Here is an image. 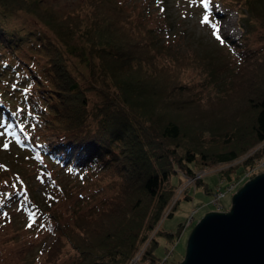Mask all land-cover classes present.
<instances>
[{
  "label": "trees",
  "instance_id": "trees-1",
  "mask_svg": "<svg viewBox=\"0 0 264 264\" xmlns=\"http://www.w3.org/2000/svg\"><path fill=\"white\" fill-rule=\"evenodd\" d=\"M232 1L247 24L237 38H222L235 54V61L223 67L204 51V55L198 53L201 58L180 63L173 70L177 55L159 54L169 44L161 40L157 28L149 24L147 14L137 5L122 0H87L90 9L84 17L65 16L61 22L51 18L54 16L46 9L39 15L38 0H0V136L12 137L16 148L38 160L45 158L62 171L91 174L93 179L88 184L97 190L107 184L113 191L89 213L81 215L73 210L70 223L57 220L53 228L48 227L51 237L43 264H60L58 260L67 246L76 254L68 264H125L159 223L181 180L179 175L178 183L173 184L172 174L192 173L199 155L212 163L231 161L245 152V142L250 140L240 137L239 145V139L226 132V147L221 151L208 153L204 147L191 145L180 153L176 145L182 137V127L178 119L163 116L169 108L165 101H172L174 87L197 92L196 84L179 77L188 66L200 69L197 72L204 77L201 81L214 88V100L234 105L245 96L244 90L236 94L233 84L244 72L247 77L254 71L251 65L258 67V60L264 55V0ZM105 7L115 16L105 15L101 11ZM7 11L32 14L52 34L11 23L5 18ZM255 17L261 18L263 28L261 43L256 46L246 35L251 28L249 19ZM168 68L173 71L166 75L174 77L163 92L155 85L156 73L161 76ZM258 76L264 87V72ZM158 92L162 93L160 100L151 99ZM255 92L252 103L257 114L251 133L254 142H260L264 90ZM92 93L97 102L90 106ZM157 115L165 118L162 123L152 121ZM260 154L245 158L241 168L249 166ZM9 168L10 165L0 166V179L6 178ZM241 170L236 175L228 176L226 171L221 176L228 180L239 178ZM35 200L41 211L55 217L48 199L36 195ZM149 202L153 205L143 222L133 221L126 228L120 223L126 231L124 235L131 233L129 238L122 235L118 243L109 241V230L100 226L106 222L107 214L117 216L118 211L126 215L130 208L140 213L139 207ZM100 217L104 219L95 225ZM160 233L174 242L175 233L162 231L158 226L143 259H160L153 251L155 237Z\"/></svg>",
  "mask_w": 264,
  "mask_h": 264
},
{
  "label": "rangeland",
  "instance_id": "rangeland-1",
  "mask_svg": "<svg viewBox=\"0 0 264 264\" xmlns=\"http://www.w3.org/2000/svg\"><path fill=\"white\" fill-rule=\"evenodd\" d=\"M12 1L23 2V0H7L8 3ZM122 1L137 5L145 11L149 24L156 27L161 40L169 44L168 50L162 48L159 54L166 57L167 54L173 53L178 57L177 64L172 67L173 70L178 68L180 63L183 65L191 59L201 58L198 53L202 52L201 54L204 55V51H206L205 55L210 53L214 61L219 62L223 67L235 61V54L222 40L223 37L237 38L242 34L241 28L247 25L244 24L245 18H240L238 14L240 10L234 1ZM45 9L54 16L51 18L62 20L65 16L84 17L90 8L87 7V0H38L36 12L43 15ZM106 9L102 8L101 11L110 18L115 16L113 11H108L109 8L106 11ZM5 18L17 26L43 30L52 34L35 19L36 17L25 11L16 13L7 11ZM249 20L251 28L246 35L249 36V42L256 46L261 43L262 21L260 17ZM251 67L255 70L247 77L244 72L233 84L236 94L243 90L246 92L245 96L234 105L213 99L214 88L210 87V84L206 86V83L201 81L204 77L199 76L198 67L194 69L188 66L182 74L183 78L179 76L181 81L196 84L197 89V92H192L191 89L190 91L180 86L174 87L172 101H165L169 108L164 110L163 116L178 119L182 127V137L176 145L180 153L183 152V147H191V145L204 147L203 150L208 153L221 151L226 147L224 142L226 132L239 139V145H241L240 137L246 141L250 140L253 144L245 142V152H240L231 161L208 163L203 156L199 155L195 164L192 165L194 168L192 173L179 171L172 174L173 184L178 183L179 175L181 180L175 186L172 196L163 209L159 223L150 231L146 240L137 246L125 264L140 262L142 264H178L184 256L186 239L196 221L207 211L227 210L236 190L246 180L264 171V107L260 116V142H254L251 133L253 118L257 114L252 94L256 93L255 91L264 90L258 76L264 72V55L258 60V67L254 65ZM172 68H168L161 76L156 73L155 85L159 86L163 92L165 85L169 86L174 77L166 75L173 71ZM255 86L256 88L253 89ZM160 92L151 99L160 100L159 94H162ZM93 94L89 95L90 106L97 102V97ZM252 98L253 100H249ZM160 106L163 107V103ZM164 119L157 115L152 121L162 123ZM16 146L12 137L0 136V166L10 165L11 167L8 169L9 174L6 178L0 179V264H43L44 251L51 237V230L48 227L53 228L57 220L70 223L73 210L81 215L89 213L91 207L112 195L113 191L107 187V184L101 190H97L95 185L88 184L93 177L85 171H62L47 159L33 158L30 153L21 151ZM258 152L262 154L249 166L241 168L245 158ZM238 169L243 170L239 178L228 180L225 176H221V173L226 171L228 176L236 175ZM219 192L221 195L218 196ZM36 195L51 202L50 209L55 217L48 215L51 213L47 214L40 210L38 207L40 205H36ZM118 202L119 199L116 204ZM146 205L139 207L140 213L135 208H130L128 212L123 211L127 212L126 215L117 211V216H113L112 213L107 214L106 218L103 216L106 222L103 221L100 226L102 225L103 228L105 225V229L109 230V241L118 243L122 235L129 238L131 233L124 235L126 231L121 227L132 226L133 221L137 224L143 222L153 203L149 202ZM103 217L94 224L99 225L98 222L104 219ZM158 226L162 231L175 233L174 242H171L163 233L157 234L155 237L157 244L153 247V251L160 259L155 261H151L149 257L143 259L145 249L148 248L150 239L155 235ZM68 247L70 246L64 249L63 256L61 255L58 260L60 264H68L74 258L73 255L76 256L75 251Z\"/></svg>",
  "mask_w": 264,
  "mask_h": 264
},
{
  "label": "water",
  "instance_id": "water-1",
  "mask_svg": "<svg viewBox=\"0 0 264 264\" xmlns=\"http://www.w3.org/2000/svg\"><path fill=\"white\" fill-rule=\"evenodd\" d=\"M178 264H264V171L236 190L227 210L196 221Z\"/></svg>",
  "mask_w": 264,
  "mask_h": 264
},
{
  "label": "built area",
  "instance_id": "built-area-1",
  "mask_svg": "<svg viewBox=\"0 0 264 264\" xmlns=\"http://www.w3.org/2000/svg\"><path fill=\"white\" fill-rule=\"evenodd\" d=\"M245 176V175H244ZM221 195V192H219L218 196ZM156 264V263H155ZM157 264H161V263H157Z\"/></svg>",
  "mask_w": 264,
  "mask_h": 264
}]
</instances>
